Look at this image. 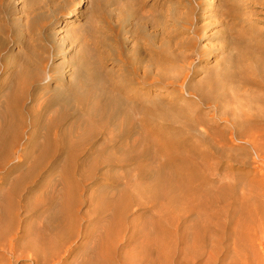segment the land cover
<instances>
[{
	"label": "rangeland",
	"instance_id": "374dc122",
	"mask_svg": "<svg viewBox=\"0 0 264 264\" xmlns=\"http://www.w3.org/2000/svg\"><path fill=\"white\" fill-rule=\"evenodd\" d=\"M78 1L0 0V4L7 5L9 10L5 17L0 15V23H10L22 41V44L13 45L12 53H28L30 49L41 50L43 46L47 49L43 54L46 58L44 80L48 79L49 68H59L62 72L70 67L72 94L87 77L101 74L108 82L114 77L127 85L126 91L117 95L116 118L114 114L104 125L108 137L117 140L122 147L118 152L112 149L95 151L98 143H92L93 130L86 126L89 123L85 118L91 116L87 111L74 115V120L85 121L81 125L74 123L73 126L67 122L61 128L62 132H73L75 137L72 141H75L77 154L71 172L66 173L64 167L73 159L69 153H64L57 163L46 158L30 167L36 154H31L30 150L29 135L33 127L27 116L25 133L9 148V159L0 157V176L12 169L10 177L0 185V213L6 202L2 195L10 186L19 184L17 215L14 220L8 218L4 223V231L12 232L10 240L23 247V234H31L30 247L34 245L40 251L35 264H264L259 241L244 236L241 227L235 225V221L239 223L242 218L237 217L233 209L226 210L224 201L217 196L225 184H238L249 178V174L241 169L250 163L237 161L248 156L249 161L264 166V147L256 150L248 144L244 153L229 147L197 155L177 152L193 163L181 161L178 167H164L162 164L169 163L175 155L157 150L158 146L167 144L158 138L152 139L147 132L152 127L151 122L161 128L159 122H164L160 119L163 114L167 116L164 117L166 123L178 124L167 105L168 99L179 92L172 85L137 86L126 74L132 58L140 54L135 46L136 37L150 45L152 38L148 32L151 28L164 27L167 33H172L187 26L177 37L182 38L185 47L173 50L172 45L167 50L187 57L179 69L170 71L175 87L187 96L185 102L196 96L189 95L187 90L197 89L203 101L196 102L193 107L218 116L213 108L214 93H207L210 86L218 87L226 96L215 103L220 112L231 114V108L242 104L232 101L230 96L248 90L251 98L246 104L250 112L256 120H264V97L258 98L255 94L258 90L251 86L237 90L236 84L230 82L231 70L222 72L224 75L218 72L221 56L216 52L223 44L220 38L227 36L235 19L246 21L254 30H264V13L261 16L249 13L250 8L263 0H86L81 12L72 17L70 23L58 26L60 20L77 7ZM225 1L241 7L225 18L228 23H224L223 16L214 14ZM258 17L262 21H255ZM246 28L243 26L241 31H248ZM193 30L198 33V38L192 36ZM167 40L175 42L178 39L170 37ZM184 74L187 78L180 87L178 83ZM7 75L6 69L0 67L2 82H7ZM70 76L65 79L70 80ZM136 88L139 91L136 92ZM57 92L60 91L50 86L48 93ZM128 94L146 95L147 103L162 105L159 111L155 109L146 114L150 118L146 127L129 103ZM202 113L197 114L201 117ZM98 114L102 113H92L93 116ZM259 126V133L264 134V125ZM132 127L136 131L126 138ZM161 129L168 131L167 136L171 133L165 126ZM218 135L216 130V138ZM196 136L193 140L198 139V133ZM72 141L69 148L74 147ZM24 155H28L27 159H18ZM232 164L242 166L232 168ZM248 169L247 166L244 170ZM262 170L259 178L264 180ZM255 173L257 177V170ZM67 190L70 202L74 204L71 211L65 206ZM215 195L216 201L210 206V199ZM5 215L6 212L2 218ZM61 227L64 230L62 241L55 236ZM6 241L0 239V264H8L12 259L13 264H34L27 258L30 252L23 248L16 250V261ZM48 247L50 249L46 251Z\"/></svg>",
	"mask_w": 264,
	"mask_h": 264
},
{
	"label": "bare ground",
	"instance_id": "6f19581e",
	"mask_svg": "<svg viewBox=\"0 0 264 264\" xmlns=\"http://www.w3.org/2000/svg\"><path fill=\"white\" fill-rule=\"evenodd\" d=\"M78 2L79 5H76L77 7L71 14L62 18L58 26L67 25L71 22L72 17L77 16L81 12L86 0H80ZM6 6L7 5L3 6L0 4L1 16L5 17V15L9 13ZM235 9L238 11L241 7L225 1L217 10H214V14L223 16L224 23H228V21H225V18H227L228 15L230 16ZM148 11L150 12V10ZM151 11L153 10L151 9ZM249 13L253 16H261V14L264 13V0L258 6L250 8ZM255 21L260 22L262 20L258 17ZM243 26H247L246 29H248V31L242 32ZM185 27L187 29V26H184L181 30L172 33H167L164 27L151 28V31H147L152 38V43L150 45L142 42L141 37H136L137 41L135 46H137L140 54L132 58L129 66L126 68V74L129 75V80L132 84H136L140 87H152L154 84L172 85L173 89L179 92V94L172 97L171 100L168 99L167 105L171 112L174 113L175 121L178 124L166 123L165 121H167V119L164 118L167 117L165 116L166 114H163L164 117L160 118L164 122H159L162 126L169 129L171 132L169 136L166 135L168 131L164 132L160 124L161 128H158V124L152 125L154 124L153 122H151L152 127L147 132V135L152 139L158 138V140L167 144L166 146H158L157 150L170 154L174 153L175 155L169 163L162 165H164V167H178L181 161L191 163L190 160L179 156L177 152L187 151L188 154L194 153L197 155L207 150L217 151L228 147L234 148L237 151H243V149L249 145L256 150L260 147H264V134L259 133L258 130L260 127L259 125H264V120H256L254 115L250 112V108L246 104V101L249 102L248 100L251 98L248 97L250 93L248 90H246V92L237 91L230 96L232 101H237L242 104L239 106L236 103L237 105L235 108H231V111L229 110L231 112L230 114L228 112H220L218 104L215 103V101L223 99L226 94L222 90H219L220 88L210 86L207 89V93H214L213 108L219 114L218 116H214L212 113H202L201 108L198 110L193 107L196 102L201 103L203 101L200 91H197V89H195V91L192 89L187 90L189 95H196L197 98L195 96V99H190L185 102L186 100L184 99L185 97L187 98V96L181 93L183 91H180L179 87H175V83L173 82L174 75H172L170 71L175 68L179 69L184 58L187 57L180 55L176 51L169 53L167 50H170L169 48L172 45L174 47L173 50H176L178 47H185L182 38H177L180 33H183ZM197 35L198 33L193 30L192 36L197 37ZM131 37L133 36L131 35ZM170 37H174V39L178 40L175 42L168 41L167 39H170ZM220 41H223V44L217 47L216 50L221 56L217 64L218 72L224 73L226 70H231L230 82L236 84L235 87H237V90H239V87H254L258 90V92L255 93L257 97L263 99L264 30H254L250 25L246 24V21L235 19L227 36L225 38H220ZM157 42L159 45L155 46L154 44H157ZM19 44H22V41L19 39V34L14 31L12 25L7 21H5V23L4 21L0 23V67H4L8 74L6 83L0 80V157H5V160L9 159L7 155L9 153V148H11L16 141L18 142L25 133L24 131L28 123L25 120L27 116L30 117L29 124L33 127L31 131L32 134L29 135V141L34 146L31 145L30 150L31 154H36L32 157L33 161L30 167L35 166L37 161L40 162L46 158L57 163L58 159L62 157L64 153H69L70 156L72 155L71 157L73 159L64 165V167H66L65 172H71V170L74 169L73 166L74 161H76L77 151L75 149V141L72 140H75V137L72 136L73 132L61 131L63 124L67 122H70L73 126L74 123L80 125L85 121L89 123L86 126L92 129L94 133L93 138H91L93 139L92 143H98V147L95 151L106 152L112 149L118 152V150H121L122 145H120L117 140L108 137L104 125L112 120L114 114L117 112L119 104L117 95L120 94V91H126L125 86L127 85L121 83L119 79L116 81L114 77L109 78L110 82H108V80L103 78L104 75L102 74L95 75V77L89 76L76 88V90H74L73 94H75V96L73 98L70 67L62 70V72L59 68L51 67L46 74L48 79L44 80L42 75L43 70H45L46 58L43 54L44 52L47 53V49L43 46L41 48L42 51L39 49H30L28 53H12L11 48L13 45ZM7 52H11V54L9 55ZM189 57L191 56H188V58ZM13 62H15L14 65ZM68 75L70 76V80L65 79ZM186 78L187 75L184 74L178 83L180 87L183 85ZM47 81H49V83L45 84ZM178 85L176 83V86ZM50 86L60 92H57V94L48 93ZM135 91H139V88H136ZM144 96L138 94L129 96L128 94V101L134 107L133 109L140 114V120L144 121L143 123L146 127L148 125L147 123H150L148 122L150 118L146 114L155 109L159 111L158 109H161L162 105L158 103L151 104L152 102L147 103L149 100L146 95ZM190 106H192L193 109L189 108ZM87 111L91 112L90 118H85L84 122L80 118L74 120V115H81ZM95 112H100L102 114L93 116L92 113ZM198 112L202 113L203 116L199 117L197 114ZM239 114L241 117H239ZM116 115L117 114H115V118ZM199 125L201 128L198 127ZM216 130L219 131L217 138ZM134 131H136V129L133 127L130 128L126 138H130L131 135L134 134ZM197 133L199 140H193L194 137H197ZM70 140L74 146L70 147L71 149L68 147V144L71 143ZM69 150H71V153L68 152ZM23 157L27 159L28 155H24L21 158L19 156L18 159L22 160L24 159ZM237 162L250 163L246 166L238 164L231 165L232 168H240V166H242L241 172L249 174V178L245 180L246 182L243 181L238 184L229 182L225 184L218 192L217 196L220 201H224V208L226 210L230 212V209H233L235 215L242 218L239 223L238 220L235 221V225L239 228L241 227L244 236H246L248 240L257 239L261 245V250L264 252V180L259 178V175L263 173L262 169H264V166L256 164L257 162L253 163L251 160L249 161L248 156ZM247 166L249 169L245 171L244 169L247 168ZM31 169H33V171L35 170V168ZM256 170L258 172L257 177L255 176ZM11 173L12 169L9 168V170H6L4 176H0V185L7 181ZM192 177H194V175ZM66 185H69V182ZM18 186L19 184H17V187H14V185L10 186V189L2 195V199L4 197L6 202L4 204V211L0 213V219L5 212L8 216L5 215L0 222V227L2 228V231H0V239L7 240L8 250L15 260L18 258L16 250L23 248L24 251L28 250L30 252L27 258L31 259L35 264L38 262L37 258L40 251L36 250L34 245L30 247L31 244L29 240L31 234L29 235L28 232L23 234L21 238L24 240L22 241L23 247H20V245L10 240L12 232L8 234L7 230L4 231L5 221L8 218L12 221L17 215L16 207L18 205L16 198L18 197ZM215 198L216 195L214 198L210 199V206L216 201ZM64 199L67 210H70L74 204L70 202L68 190L67 196L65 195ZM55 236L60 237V241L64 240L62 239L64 236L63 227H61L60 231L55 233ZM48 249H50V247H48L46 251H48ZM2 256H5V254H2ZM13 262L14 260L12 259L8 264H13Z\"/></svg>",
	"mask_w": 264,
	"mask_h": 264
}]
</instances>
